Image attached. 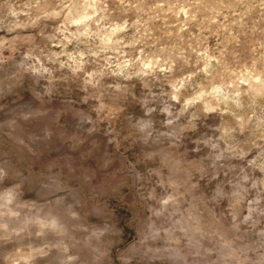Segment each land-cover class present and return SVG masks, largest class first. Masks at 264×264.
Listing matches in <instances>:
<instances>
[{"label": "clouds", "instance_id": "obj_1", "mask_svg": "<svg viewBox=\"0 0 264 264\" xmlns=\"http://www.w3.org/2000/svg\"><path fill=\"white\" fill-rule=\"evenodd\" d=\"M0 264H264V0H0Z\"/></svg>", "mask_w": 264, "mask_h": 264}]
</instances>
